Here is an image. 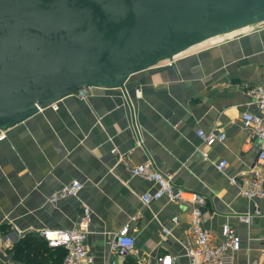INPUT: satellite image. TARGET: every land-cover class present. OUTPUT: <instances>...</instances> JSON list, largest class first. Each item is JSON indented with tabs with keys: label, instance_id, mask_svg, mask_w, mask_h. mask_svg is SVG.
Here are the masks:
<instances>
[{
	"label": "crops",
	"instance_id": "crops-1",
	"mask_svg": "<svg viewBox=\"0 0 264 264\" xmlns=\"http://www.w3.org/2000/svg\"><path fill=\"white\" fill-rule=\"evenodd\" d=\"M263 82L264 21L136 72L122 89L93 88L84 99L65 95L56 110L40 109L3 131L0 264H31L13 247L24 237L40 238L46 228H75L83 206L91 210L87 246L94 264L109 259L108 241L126 223L135 247L119 264H158L165 257L172 264H192L184 248L191 240L189 206L165 198L141 202L155 185L133 176L130 167L147 160L172 173L176 187L204 196V227L215 243L223 224L236 230L241 241L236 264L259 260L264 214L249 224L236 215L264 213V200L240 196L229 180L256 162L260 142L243 128L240 113L250 101L246 90ZM197 130L225 138L203 142ZM221 159L228 163L218 170ZM73 180L82 184L77 197L50 201ZM47 249L45 264H63L55 248Z\"/></svg>",
	"mask_w": 264,
	"mask_h": 264
},
{
	"label": "water",
	"instance_id": "water-1",
	"mask_svg": "<svg viewBox=\"0 0 264 264\" xmlns=\"http://www.w3.org/2000/svg\"><path fill=\"white\" fill-rule=\"evenodd\" d=\"M264 21V0H0V132Z\"/></svg>",
	"mask_w": 264,
	"mask_h": 264
},
{
	"label": "built area",
	"instance_id": "built-area-1",
	"mask_svg": "<svg viewBox=\"0 0 264 264\" xmlns=\"http://www.w3.org/2000/svg\"><path fill=\"white\" fill-rule=\"evenodd\" d=\"M164 60L160 63H168ZM94 87H85L74 92L80 99H84ZM250 101L240 113V120L247 133L260 142L257 151L256 162L248 168L244 175L231 177L229 182L235 185L240 196L246 199L261 198L264 200V82L251 86L246 90ZM256 107V111L249 108ZM53 110L57 109V102L51 104ZM3 132H0V137ZM197 136L203 142L223 140L225 135L221 132L205 133L196 131ZM227 160L221 159L216 163L218 170L227 166ZM133 176L152 182L155 185L153 192L143 194L140 199L145 205L153 200L165 198L168 202L189 206L188 224L191 240L184 245L185 253L192 264H236L234 254L240 249L241 241L236 230L228 223L223 224L220 231L219 242H214L212 233L204 227L205 198L201 194L176 187L173 183V174L158 170L151 160L130 167ZM82 184L73 180L62 186L51 197L52 202L68 196L77 197ZM264 214L259 209L252 213L236 215V218L249 224L254 216ZM91 210L87 206L81 208V214L75 228L72 229H43L40 236L47 242L50 248H62L64 251L63 264H94L93 257L87 246V237L91 223ZM172 224H178V217L172 218ZM128 223L119 228L108 241L107 252L109 259L104 264H119V258H126L135 247V240L129 234ZM165 234L169 228L163 229ZM262 256L259 260H253L247 264H264V238ZM158 264H172L170 257L159 258Z\"/></svg>",
	"mask_w": 264,
	"mask_h": 264
},
{
	"label": "trees",
	"instance_id": "trees-1",
	"mask_svg": "<svg viewBox=\"0 0 264 264\" xmlns=\"http://www.w3.org/2000/svg\"><path fill=\"white\" fill-rule=\"evenodd\" d=\"M40 238L42 239V241ZM40 238L36 236L24 237L13 247L14 253H17L21 258L23 257V260H25L26 262H30L31 264H45L46 259L44 257V253L49 252V250L47 249V242L42 237ZM54 250H56L63 259V249L55 248ZM127 264L136 263L127 261Z\"/></svg>",
	"mask_w": 264,
	"mask_h": 264
},
{
	"label": "bare ground",
	"instance_id": "bare-ground-1",
	"mask_svg": "<svg viewBox=\"0 0 264 264\" xmlns=\"http://www.w3.org/2000/svg\"><path fill=\"white\" fill-rule=\"evenodd\" d=\"M207 41H209V40H207ZM206 42V41H205ZM204 43V42H203ZM202 44V43H201ZM195 47V46H194Z\"/></svg>",
	"mask_w": 264,
	"mask_h": 264
}]
</instances>
